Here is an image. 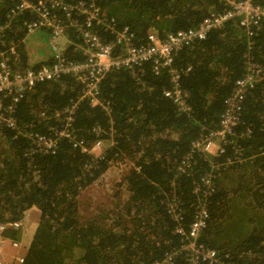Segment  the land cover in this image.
<instances>
[{"label":"trees","instance_id":"1","mask_svg":"<svg viewBox=\"0 0 264 264\" xmlns=\"http://www.w3.org/2000/svg\"><path fill=\"white\" fill-rule=\"evenodd\" d=\"M95 1L101 13L112 19L111 27L130 29L137 46L150 33L166 42L179 32L197 30L210 13L224 7L214 0ZM251 4L264 11V0ZM9 7L7 0H0V23L6 21ZM33 18L16 17L2 37L3 50L17 49L18 68H38L53 61L50 57L30 64L25 52L29 33L23 23ZM74 18L75 25L67 29L65 55L82 62L85 16L74 14ZM240 20H228L172 55L170 68L181 72L180 88L188 94L189 112L178 110L174 98L165 95L173 91L170 73L153 71L152 63L145 60L136 75L128 69L105 74L99 84L102 105L93 106L83 98L82 85L70 75L27 92L14 112L21 128L48 135L50 127L62 125L55 113L75 104V138L90 148L99 138L95 129H101L104 147L102 157L95 159L61 139L56 153L30 155L32 142L20 135L16 138L17 130L0 125V224L24 220L32 207L40 212L22 264H192L191 238L186 240L176 227L181 224L188 234L199 200L208 219L194 239L201 245L197 264H264V80L260 76L245 97L240 124L225 152L207 158L193 148L201 137L219 129L225 102L246 73L247 57L264 70V14L251 37ZM96 30L104 40L113 39L103 28ZM122 163L128 170L117 181L110 205L82 223L81 193ZM210 173L215 190L198 200L194 190ZM173 199H179L181 206L171 203ZM173 209L180 213V222L173 219ZM22 235L18 229L4 232V237L19 242ZM205 250L216 252L215 262L203 260ZM167 257L172 262L167 263Z\"/></svg>","mask_w":264,"mask_h":264},{"label":"built area","instance_id":"2","mask_svg":"<svg viewBox=\"0 0 264 264\" xmlns=\"http://www.w3.org/2000/svg\"><path fill=\"white\" fill-rule=\"evenodd\" d=\"M10 11L7 17H17L26 14L32 15V21L24 22L29 34L36 30H46L50 35V45L53 51V61L50 64L41 65L38 68L22 67L18 68L20 56L17 49L13 46L3 50V35L6 25L0 24V124L12 130H18V134L32 142L28 154H54L56 153L60 140L67 139L75 147H81L83 152L92 154L95 159H100L103 155V141L101 140V129H95L98 140L92 147H87L83 141H78L73 131L74 114L76 105L71 104L61 111H57L55 116L62 121L61 127H50L49 134L43 135L28 131L17 124L14 117L15 109L27 92L34 90L36 85L45 82H55L63 76L70 75L82 85V96L89 100L93 106L102 105L98 98L99 84L106 73L128 69L133 75L139 73L140 66L145 60L152 63L153 71L167 70L173 84V91L165 92L166 96L173 97L178 103V110L189 112L190 106L185 102L188 94L180 88L181 72L170 68L172 55L186 45H190L196 40L204 39L206 35L214 30L221 28L228 20L240 17V24L245 28L248 37L253 36L254 27L257 25L264 11L252 6L251 0H214L220 2L224 7L221 11H214L202 22L197 30L179 32L172 35L166 42H161L154 34H149L145 43L137 46L135 36L128 27L117 31L110 25L109 19L105 17L95 0L77 1L73 0H7ZM60 12L63 16L60 15ZM74 14L85 16L82 37L85 47L82 49L86 59L82 62L69 59L65 55V48L69 43L67 40V29L75 25ZM101 27L106 32H110L113 39L104 40L96 28ZM247 70L245 75L237 80L233 93L227 98L226 108L219 118V129L212 131L197 141L193 148L205 154H223L226 145L229 144V137L234 134L240 124L242 107L245 97L249 90L255 87L258 76L264 80V70L260 65L254 63L250 57L246 59ZM189 70V69H188ZM8 100L7 103H4ZM96 150L100 153L95 154ZM239 152V151H237ZM188 161L186 165H188ZM214 175H205L195 190L194 195L198 198L206 197L215 190ZM200 201V200H199ZM196 203V210L193 215V222L188 234L183 230L181 224L176 227V232L191 238L188 246L193 250L188 254V260L192 264H197L200 254L194 239L207 225V210ZM181 206L179 201L171 202ZM175 221L180 222V213L175 209L172 211ZM28 215V214H27ZM26 215V216H27ZM24 220L13 224H0V264H13L4 259L5 249L9 246L18 250L23 246L20 241H15L4 237L6 229L23 230ZM203 260L216 261L214 250L203 251ZM15 263L22 264L24 256L16 255ZM166 262H172V258L167 257ZM163 264V263H156Z\"/></svg>","mask_w":264,"mask_h":264},{"label":"rangeland","instance_id":"3","mask_svg":"<svg viewBox=\"0 0 264 264\" xmlns=\"http://www.w3.org/2000/svg\"><path fill=\"white\" fill-rule=\"evenodd\" d=\"M38 37L44 44H46V48L38 49L36 47H29V50L39 51L41 53L48 54L45 59L48 60L50 57L53 56V51L50 45V35L45 30H39L34 33H31L27 36V40L31 41L30 36ZM50 45V47H47ZM28 50V49H27ZM51 53V55H50ZM33 62L35 60H32ZM32 63V62H31ZM40 63V62H39ZM102 151V150H101ZM100 153V150H96L95 154ZM128 170V166L125 163L121 165H114L111 167L104 176L98 180L94 185L87 187L80 195L78 200V207H79V218L80 221L83 223L86 220L90 219L91 216L94 214L97 215L101 211L110 205V197L116 191V183L122 174L126 173L125 171ZM30 217V218H29ZM28 218L30 219L29 225H26L24 231L26 230V236L32 231L33 228L30 229L32 223H38L36 216L33 213H28ZM35 227V226H33ZM25 233V232H24ZM7 249H11L12 252L14 249L11 247H7ZM17 264V263H13Z\"/></svg>","mask_w":264,"mask_h":264},{"label":"crops","instance_id":"4","mask_svg":"<svg viewBox=\"0 0 264 264\" xmlns=\"http://www.w3.org/2000/svg\"><path fill=\"white\" fill-rule=\"evenodd\" d=\"M30 38H31V41H30V43H29V41L26 39V45H25V52H26V54H27V56H28V58H29V61H30V64H31V62H32V64H37V63H42V62H44V61H46V60H43V59H45V57L48 55V54H45L44 52L43 53H41V52H39V51H34V50H29V47H36L37 48V50L38 49H43V48H46V44H44V42H42L38 37H36V36H30ZM47 47H50V45H48ZM28 49V50H27ZM50 55H51V53H50ZM18 56H20L19 55V53H18ZM32 60H35L34 62L32 61ZM28 213H33V215L34 216H36V218H37V220L39 221V215H40V212H39V210H38V208H36V207H32L27 213H26V215L28 214ZM25 215V218H24V222H25V225L23 224V235H22V243H23V249L22 248H20V249H18V250H13V252H12V250L11 249H5V252H4V259L7 261V262H11V263H15V260H14V257L16 256V255H22V256H25V254H26V252H27V249H28V247H29V245H30V242H31V240H32V238H33V235H34V233H35V231H36V228H37V225H38V223H32L31 224V227H30V229L31 228H33L32 229V231L28 234V236H26V230L24 231V229H25V227H26V225H29V221H30V217L28 218V215L26 216ZM33 226H35V227H33ZM25 232V233H24Z\"/></svg>","mask_w":264,"mask_h":264},{"label":"bare ground","instance_id":"5","mask_svg":"<svg viewBox=\"0 0 264 264\" xmlns=\"http://www.w3.org/2000/svg\"><path fill=\"white\" fill-rule=\"evenodd\" d=\"M11 5V4H10ZM10 8L11 7H9V11H10ZM9 13V12H8ZM22 16H24V15H22ZM17 17H20V16H17ZM6 21L5 22H3V23H0V24H3V25H6V27H5V32H6V30H8L9 29V27L11 26V22H12V20H14L16 17H7L6 16ZM25 22V21H24ZM23 25H24V23H23ZM29 35V34H28ZM0 125H2V124H0ZM3 126H5V125H3ZM6 127V126H5ZM35 133H37V132H35ZM39 134H41V133H39ZM18 130H17V134H16V138L18 137ZM44 135V134H43ZM31 149V148H30Z\"/></svg>","mask_w":264,"mask_h":264},{"label":"clouds","instance_id":"6","mask_svg":"<svg viewBox=\"0 0 264 264\" xmlns=\"http://www.w3.org/2000/svg\"><path fill=\"white\" fill-rule=\"evenodd\" d=\"M242 110H243V107H242ZM232 136V135H231ZM230 136V137H231ZM229 137V139H230ZM103 151V150H102ZM220 154L216 155V154H206L207 158H213L214 156H219ZM23 232V231H22ZM23 247V246H22Z\"/></svg>","mask_w":264,"mask_h":264},{"label":"flooded vegetation","instance_id":"7","mask_svg":"<svg viewBox=\"0 0 264 264\" xmlns=\"http://www.w3.org/2000/svg\"><path fill=\"white\" fill-rule=\"evenodd\" d=\"M176 201H179V202H180V200H179V199H178V200H177V199H173V200H172V202H176Z\"/></svg>","mask_w":264,"mask_h":264}]
</instances>
